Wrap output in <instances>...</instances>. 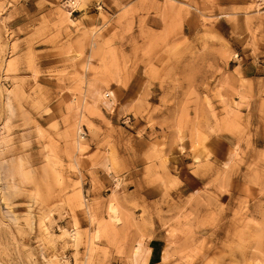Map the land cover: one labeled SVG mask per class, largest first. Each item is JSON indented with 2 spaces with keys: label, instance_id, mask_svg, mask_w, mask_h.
<instances>
[{
  "label": "rangeland",
  "instance_id": "374dc122",
  "mask_svg": "<svg viewBox=\"0 0 264 264\" xmlns=\"http://www.w3.org/2000/svg\"><path fill=\"white\" fill-rule=\"evenodd\" d=\"M152 236L264 264V0H0V264H146Z\"/></svg>",
  "mask_w": 264,
  "mask_h": 264
},
{
  "label": "crops",
  "instance_id": "0c3cea01",
  "mask_svg": "<svg viewBox=\"0 0 264 264\" xmlns=\"http://www.w3.org/2000/svg\"><path fill=\"white\" fill-rule=\"evenodd\" d=\"M159 92V90H158ZM167 107H170V105H167ZM152 131H158V127L153 126ZM154 134H150L147 137L144 136H133V141H132V151L131 153L127 151V149H124L121 144L119 143V140L113 137V142H114V147L116 149V152L119 154L124 155L125 159H127L129 164H133L139 169L141 167V164L138 163V161L141 158V154L143 152V149L147 145V143H151L154 140L153 137ZM158 138V136H156ZM159 141L164 142L163 148L166 150L167 154H170L169 160L167 161V165L169 168L172 169V164L174 161H177L179 163L180 161L184 160L185 156H190L193 154L192 150H190V142L187 139V137L183 138L182 141H174L172 137H166V139H161L159 138ZM178 144L183 145V149L180 151H177L175 149ZM215 139L211 135L208 141L206 142L205 148L207 147L209 149L215 148ZM204 153V149H199L198 153ZM188 163V162H187ZM134 166V168H135ZM92 169H100L98 166H95ZM136 169V168H135ZM147 245L149 247L147 254H146V264H157L159 262V253L161 251L162 245L159 243V239L157 240L156 237L152 236V240H147Z\"/></svg>",
  "mask_w": 264,
  "mask_h": 264
},
{
  "label": "built area",
  "instance_id": "2783aa9c",
  "mask_svg": "<svg viewBox=\"0 0 264 264\" xmlns=\"http://www.w3.org/2000/svg\"><path fill=\"white\" fill-rule=\"evenodd\" d=\"M68 6H69V4H68ZM104 96H105V98H109L110 97V93H105ZM80 131H81V134H84L83 130H80Z\"/></svg>",
  "mask_w": 264,
  "mask_h": 264
}]
</instances>
